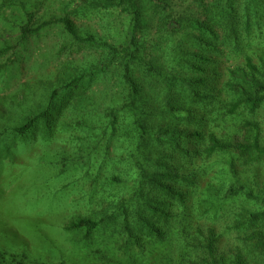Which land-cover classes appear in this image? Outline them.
<instances>
[{"label": "trees", "instance_id": "trees-1", "mask_svg": "<svg viewBox=\"0 0 264 264\" xmlns=\"http://www.w3.org/2000/svg\"><path fill=\"white\" fill-rule=\"evenodd\" d=\"M191 1L185 0L187 5L182 7L179 0H73L70 6L82 10L119 9L127 14L122 38L108 40L81 31L68 13L52 22L61 24L64 44L69 43L65 39L74 44L71 51H91L78 59L88 70L84 74L77 72L75 64L66 66L68 71L57 79L60 85L43 93L34 111L14 125L10 109L18 103L10 102L4 112L11 116L0 113V137L24 135L40 125L54 131L59 127L60 136L69 135L53 156L62 162V169L84 166V159L93 152H110L111 143L117 154L126 153L124 143L129 140L139 151L137 158L133 152L129 156L134 164L151 165L148 172L141 167L139 176L129 183L137 178L150 183L164 194L166 206L173 203L186 212L177 220L166 210V220L158 218L162 226H148L167 250L158 251L165 264H264V230L259 227L264 219V185L257 181V171L253 177L244 172L264 158V134L258 120L264 107V0ZM24 16L19 44L51 24L37 22L30 10H24ZM142 23H151L146 33ZM155 28L161 30L156 37ZM64 48L58 54L66 52ZM224 51L228 61L220 64L217 58ZM4 53L1 49L0 56ZM99 78L107 87L118 82L117 89L124 96L118 100L120 108L110 110H123V114L111 115L107 123L97 114L95 122L99 123L94 126L88 124L93 119L66 122L59 112L63 108L77 112L88 111V106L98 108L89 92ZM106 92L112 95V89ZM188 140L201 145L200 149L191 152L180 145ZM97 158L103 163L106 154L103 161L102 154ZM68 159L71 163L65 164ZM206 166L215 171L212 177L201 176L193 182ZM239 202L246 207L238 206L237 216L223 209ZM135 212L136 220H143L140 210L135 208ZM232 216L234 229L217 230L223 218ZM100 224L101 220L80 216L65 229L82 231L87 240ZM125 229L126 239H121L128 241L126 248L136 246L130 225ZM231 230L241 233L236 244L222 241ZM24 260V255L7 256L0 251V264H25Z\"/></svg>", "mask_w": 264, "mask_h": 264}, {"label": "rangeland", "instance_id": "rangeland-1", "mask_svg": "<svg viewBox=\"0 0 264 264\" xmlns=\"http://www.w3.org/2000/svg\"><path fill=\"white\" fill-rule=\"evenodd\" d=\"M72 1L0 0V50L5 51L0 56V113L11 116L4 110L9 109L10 102L18 103L10 109L13 111L11 125L20 123L27 113L33 112L49 88L60 85L57 79H62L68 71L66 66L75 64L77 72L82 70L84 74L88 70V66L80 65L82 61L78 59L86 58L91 51L85 48L71 51L74 44L68 39L65 40L69 43L64 44L65 34L61 24L52 22L68 13L81 31L96 33L108 40H117V36L122 38L121 30L129 20L127 14L119 9L86 11L77 5L70 6ZM179 2L182 7L187 5L185 0ZM192 3V7H197V2ZM24 10L32 11L37 22L50 21L51 24L24 44H19V25H23L26 19ZM147 18L151 20L152 17ZM150 24L142 23L145 33ZM159 31L155 28L153 36H158ZM61 47H65L63 51L66 52L58 54ZM223 53L217 58L220 64L228 61L226 52ZM117 86L118 82L107 87V82L103 83L99 78L89 92L98 108L88 106V111L78 112L63 108L59 112H62L66 122L93 119L94 122L88 124L94 126V123H99L95 122L98 114L100 121L107 123L111 115L119 117L123 114V110H110L120 108L118 100L124 96ZM105 87L112 89V95L107 94ZM159 90L161 93L163 86ZM179 93L175 91L174 96L177 98ZM92 111L95 113L89 115ZM258 120L264 134V107L259 111ZM68 136H60L59 127L54 131L40 125L24 135L6 133L0 137V251L7 256L24 255L25 264H165L158 251L161 249L167 253V250L156 242L155 234L148 226H162L163 221L158 218L166 220V210L177 220H181L186 212L173 203L170 207L166 206V197H162L164 194L152 188L150 183L138 182V178L137 182L129 183L132 177H137L141 167L148 172L151 165L144 161L134 164L129 156L133 152L137 158L139 151L128 140L124 143L126 153L117 154L111 149V143L108 147L110 152H93L84 159V166L62 169V162L59 164L53 156L69 141ZM180 145L191 152L201 147L189 140L181 141ZM99 154H102V161L106 154L103 163L97 158ZM69 163L70 159L65 162ZM210 168L208 171L206 166L201 175L198 171L193 182L201 176L211 178L215 171ZM255 171L257 181L264 185V158L260 164L256 163L244 172L253 177ZM112 178L116 180L112 182ZM168 182L171 184L172 180ZM238 206L246 207V203L227 204L223 209L237 216ZM135 208L140 210L143 220H136ZM80 216L101 220L87 240L82 231L65 229ZM126 224L130 225L132 236L136 238V246L126 248L128 241L124 243L121 239V236L126 239L123 232ZM233 224V216L231 219L223 218L216 228L225 230L232 226L234 229ZM261 226L264 230V219L260 222ZM237 233L241 234L236 230L229 231L225 235L227 240L222 241L236 244Z\"/></svg>", "mask_w": 264, "mask_h": 264}]
</instances>
